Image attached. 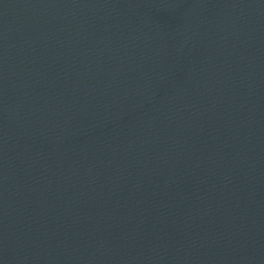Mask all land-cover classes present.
Segmentation results:
<instances>
[{
  "label": "water",
  "instance_id": "obj_1",
  "mask_svg": "<svg viewBox=\"0 0 264 264\" xmlns=\"http://www.w3.org/2000/svg\"><path fill=\"white\" fill-rule=\"evenodd\" d=\"M0 264H264V0H0Z\"/></svg>",
  "mask_w": 264,
  "mask_h": 264
}]
</instances>
